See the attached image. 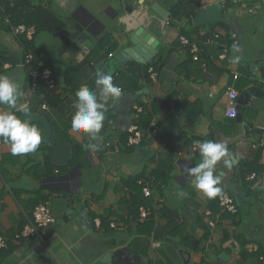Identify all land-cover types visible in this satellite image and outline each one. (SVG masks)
<instances>
[{
    "label": "crops",
    "instance_id": "obj_1",
    "mask_svg": "<svg viewBox=\"0 0 264 264\" xmlns=\"http://www.w3.org/2000/svg\"><path fill=\"white\" fill-rule=\"evenodd\" d=\"M28 1L51 11L66 28L41 32L32 40L56 82L54 91L43 92L48 105L44 111L38 97L28 93L20 67L24 36L11 31L0 9V75L18 82L22 92L16 108H0L18 116V108L27 104L52 128L48 143L23 155H13L0 138V237L7 243V249L0 250V264H95L105 257L104 264H183L180 251L189 254L188 264H262L264 0H222L223 5L219 0ZM216 3L221 10L217 23L193 24L194 13ZM154 4L174 6L167 21L152 10ZM214 34L221 39L228 34L231 44L214 40ZM142 35L160 44L150 67L155 80L147 65L115 60L119 50L133 48L132 40L148 47ZM180 36L197 46L198 61L179 44ZM233 43L240 45L238 53L232 51ZM223 46L228 53L220 60ZM235 55L241 56L238 64L231 62ZM105 64L112 66L113 83L123 92L105 106L98 149L86 150L87 134L75 133L70 123L75 92L87 85L98 94L95 72H107ZM230 87L238 97L260 91L237 107L240 119L225 116ZM133 103L144 108L139 125L146 136L129 148L125 132L134 123ZM34 125L44 131L42 124ZM197 140L222 142L233 155L232 166L220 161L214 175L221 177L222 193L236 200V214L219 213L217 202L191 183L186 169L200 162L193 146ZM63 144L70 145L71 158L54 166L50 145ZM252 165L257 166L251 173L257 174L255 179L248 178L251 174L243 178ZM139 182L150 189L149 198L143 197ZM38 200L48 204L54 223L38 238L18 240ZM142 206L150 209L144 221L139 218ZM82 208L92 229L83 230L74 222ZM151 237L158 248L148 245Z\"/></svg>",
    "mask_w": 264,
    "mask_h": 264
},
{
    "label": "clouds",
    "instance_id": "obj_2",
    "mask_svg": "<svg viewBox=\"0 0 264 264\" xmlns=\"http://www.w3.org/2000/svg\"><path fill=\"white\" fill-rule=\"evenodd\" d=\"M231 49L234 53L240 51V45L233 43ZM240 55H235L231 61L238 64ZM95 85L97 91L90 90L87 85H82L75 92V112L71 118V128L75 133L87 134L89 143L83 147L91 150L98 149L97 141L102 140L100 135L104 127L106 104L110 99H118L122 95V88L113 83V76L103 69L95 72ZM21 86L8 76L0 75V105H7L14 109L17 100L22 95ZM29 111L27 107L21 109ZM0 138L9 145L13 155H23L34 152L41 142V132L28 120H21L13 111H0ZM193 146L198 148L200 162L188 167L187 173L193 178L191 183L195 189L206 198L213 199L222 193L221 177L214 175L216 165L223 161L226 167L232 166L233 155L226 144L213 140L194 141ZM179 195H183L180 193Z\"/></svg>",
    "mask_w": 264,
    "mask_h": 264
},
{
    "label": "built area",
    "instance_id": "obj_3",
    "mask_svg": "<svg viewBox=\"0 0 264 264\" xmlns=\"http://www.w3.org/2000/svg\"><path fill=\"white\" fill-rule=\"evenodd\" d=\"M219 5L222 4V0L218 1ZM216 3V4H218ZM11 31L15 35H23L27 40H32L34 37V27H25L24 25H18L16 27H12ZM218 35L214 34L213 39L218 40ZM178 42L180 45L188 47L189 53L192 56L193 61H198V48L195 44H192L183 36L178 38ZM223 53L219 56L220 60H224L226 58V54L228 53V49L226 46H223ZM20 67L23 70H26L30 87L28 89V93L34 94L36 89H38L39 84L44 87L45 90L52 92L56 88V82L53 78L52 70L43 62V60H35L31 53L25 54L23 61L20 64ZM264 71V66L262 68ZM150 79L155 80L157 74L149 68ZM238 75L233 74V80L236 81ZM264 84V79H263ZM225 96L227 98L226 111L225 116L228 119H236L237 117V103L236 100L238 98V92L230 87L226 92ZM40 100V108L41 110H47L48 105L46 103L45 97L43 94L39 95ZM27 107V104L22 105L18 108V112L21 108ZM3 109L0 108V111ZM144 114V108L138 103H133L131 106V115L134 120V123H131L126 128V137H125V145L126 147H137L139 146L145 139V132L141 129L139 122L141 116ZM248 132V131H247ZM256 177L255 174H251L248 178L250 180H254ZM141 185V190L144 198H149L151 196L150 189L144 185L143 182H139ZM217 202L219 213L221 214H236L238 211L236 200L228 195L227 193H221L217 197L213 198ZM212 215V212L209 210L205 212V217L207 219V225L211 228L214 227V222L210 221L208 218ZM150 216V209L145 208L144 206L139 208V218L141 221L146 220ZM96 223H99L97 220ZM54 223V218L50 212L47 203H39L37 204L31 214V217L26 218L25 225L17 235L18 240H30L33 238L40 237L41 232L48 228L50 225ZM148 245L152 248H158L160 244L155 242L153 237L148 239ZM7 243L3 237H0V250H6ZM260 261L264 264V259L261 258Z\"/></svg>",
    "mask_w": 264,
    "mask_h": 264
},
{
    "label": "water",
    "instance_id": "obj_4",
    "mask_svg": "<svg viewBox=\"0 0 264 264\" xmlns=\"http://www.w3.org/2000/svg\"><path fill=\"white\" fill-rule=\"evenodd\" d=\"M152 10H154L162 20L167 21L169 15H171L174 11V6L170 5L168 8L164 9L160 7L158 4H154L152 6ZM220 17H221L220 6L218 4H212L194 13L192 20L194 25L201 26V25L216 23L220 20ZM144 36L145 35H142L141 37L144 38ZM144 42L147 44L146 46L148 47H145L144 44L142 45V43L139 42L138 40H132L131 43L134 45L133 48L126 49L123 51L119 50L115 57V60L120 63L127 61H134L138 64H145L149 66L154 59V53L160 48V44L156 40L151 38V36L149 35L144 38ZM104 66H106L105 69L107 70V72L111 74V72L113 71L112 66L110 67V65H106V64ZM259 92H260L259 90H248L246 93L240 95L236 100L237 107L246 105L248 101H250L252 97L258 95ZM21 109L18 112V117L21 120H28L33 125L42 124L44 126V131L41 133L40 143H48L52 135V128L47 122L46 118L43 115H38L30 111L23 112L21 111ZM236 118L240 119V113H238V111ZM244 129L247 130L248 128L245 126ZM50 149H51V163L54 166H63L69 162L71 158L69 144H63L57 147H53L50 145ZM65 222L67 223L68 220L65 219ZM74 222L78 226H80L83 230L88 228L92 229L90 221L88 220L87 214L83 208L81 209L78 218L74 219ZM180 254L182 255L183 264H188L190 257L189 254L184 251H180ZM107 258L106 257L102 258L95 264H104L105 262H107Z\"/></svg>",
    "mask_w": 264,
    "mask_h": 264
},
{
    "label": "trees",
    "instance_id": "obj_5",
    "mask_svg": "<svg viewBox=\"0 0 264 264\" xmlns=\"http://www.w3.org/2000/svg\"><path fill=\"white\" fill-rule=\"evenodd\" d=\"M0 9L3 11L1 16L4 20H6L9 28L16 27L18 25H24L25 27H34L35 35L41 32H60L66 28L65 23L58 20L51 11L41 6H36L31 4L28 0H0ZM224 26V25H223ZM225 28V26H224ZM33 37V39H34ZM32 39V40H33ZM225 45H230L231 41L229 39V35L226 34V37L223 39L218 37V40ZM32 40H27L23 37L25 54L31 53L35 60H41L36 50L32 47ZM189 51V50H188ZM25 56V55H24ZM24 58V57H23ZM154 63H151L146 69L153 66ZM25 75L27 76L26 89L28 90L30 87L29 78L26 70H24ZM44 87L39 84L38 89L34 92V95L39 97V95L43 94ZM39 99V98H38ZM18 113V112H17ZM17 115V114H16ZM146 133V132H145ZM126 137V136H125ZM79 152V151H76ZM78 156V153L73 157L75 159ZM52 167V165L50 164ZM253 171H257V166L252 165L248 168L247 172L243 175L251 174ZM257 176V174H256ZM40 203V200L36 202V205ZM238 208V207H237ZM150 228H152V224L150 223Z\"/></svg>",
    "mask_w": 264,
    "mask_h": 264
},
{
    "label": "rangeland",
    "instance_id": "obj_6",
    "mask_svg": "<svg viewBox=\"0 0 264 264\" xmlns=\"http://www.w3.org/2000/svg\"><path fill=\"white\" fill-rule=\"evenodd\" d=\"M217 23V22H216Z\"/></svg>",
    "mask_w": 264,
    "mask_h": 264
}]
</instances>
